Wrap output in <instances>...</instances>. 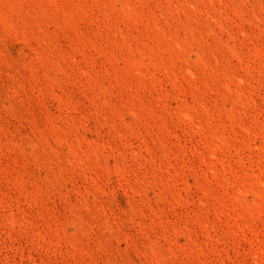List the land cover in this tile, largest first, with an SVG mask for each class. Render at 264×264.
Returning a JSON list of instances; mask_svg holds the SVG:
<instances>
[{
  "label": "rangeland",
  "instance_id": "obj_1",
  "mask_svg": "<svg viewBox=\"0 0 264 264\" xmlns=\"http://www.w3.org/2000/svg\"><path fill=\"white\" fill-rule=\"evenodd\" d=\"M0 264H264V0H0Z\"/></svg>",
  "mask_w": 264,
  "mask_h": 264
}]
</instances>
